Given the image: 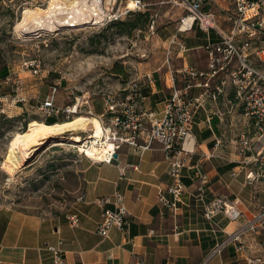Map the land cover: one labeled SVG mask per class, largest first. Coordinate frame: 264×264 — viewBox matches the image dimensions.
Wrapping results in <instances>:
<instances>
[{"label":"crops","instance_id":"obj_1","mask_svg":"<svg viewBox=\"0 0 264 264\" xmlns=\"http://www.w3.org/2000/svg\"><path fill=\"white\" fill-rule=\"evenodd\" d=\"M142 1L148 6L153 4L152 0ZM215 1V11L224 21L232 6L228 0ZM180 18L165 27L158 25L157 34L146 38L155 45L150 47L154 57L134 65L145 97L144 108L159 115L170 98L172 77L178 88L186 87L182 69L207 70L206 47L220 40L215 32L206 33L198 27L179 32ZM115 71L113 75L126 83L120 91L136 80L131 81L127 67ZM147 76H153L154 83L148 84ZM201 91L194 89L191 95ZM228 110L222 103L216 106L207 102L195 116L191 136L185 144L188 155L183 183L186 190L176 210L159 201L163 193L172 202L168 193L172 182L170 162L163 146L155 143L150 151L141 153L125 145L113 165L85 160V188L69 213L43 217L0 209V262L52 264V257L44 247L56 245L60 239L64 241L66 264H243L249 258H264V226L246 233L240 244L229 243L221 253L214 254L217 246L246 226L264 207V187L246 184L248 166L242 164L237 148L227 141V136L240 131ZM196 168L208 176L203 194L199 191L201 181L193 179ZM115 194L125 197L129 228L126 232L114 229L108 238H103L98 233L103 210L97 200ZM216 196L236 203L243 219L231 221L219 214L213 221L206 220L204 204ZM80 197L84 200L79 201ZM74 214L80 217L78 228H71L68 223V217ZM241 245L243 251L238 250Z\"/></svg>","mask_w":264,"mask_h":264},{"label":"built area","instance_id":"obj_2","mask_svg":"<svg viewBox=\"0 0 264 264\" xmlns=\"http://www.w3.org/2000/svg\"><path fill=\"white\" fill-rule=\"evenodd\" d=\"M121 1H125L126 5L117 14H110L105 22L120 21L123 17L142 12L148 7L142 0ZM228 1L232 8L224 21L215 11V0L162 1V4H169L181 11L179 32H190L198 27L206 33L215 32L220 40L206 47L207 70L201 71L193 67L182 69L186 87L178 88L176 79L172 77L171 95L161 115L144 108L145 97L141 91V80L138 78L119 93L105 94L103 113L95 115L102 126L101 137L79 133L82 142L76 143L69 135L68 145L72 150L94 164H115L118 161L116 155H119L125 145L143 153L150 151L155 143L161 144L170 162L169 175L172 182L168 193L172 196V202L163 193L159 196V201L174 210L182 203L186 190L183 183L188 155L185 144L191 136L195 116L205 108L207 102L216 106L222 103L229 109L228 113L232 118L243 121L236 146L242 164L248 166L246 184L264 187V0ZM157 31L158 17L152 15L147 27V36L154 37ZM151 55L149 46L138 54L141 60H148ZM169 62L170 53L167 63ZM26 67L31 68L35 75L39 74L40 65L37 62L26 64ZM145 79L148 84L154 83L153 76H147ZM16 84L22 92L23 82L18 80ZM61 86V82L55 83L40 103L39 111L44 116V121L64 119L70 122L82 116L87 107L90 108V102L81 105L79 98L60 105L58 95ZM194 89L202 91L192 96ZM24 101L25 98L19 99V102ZM4 109V100L0 98V115L5 113ZM193 179L201 181L199 191L203 194L208 176L196 168ZM83 200L84 197L79 198V201ZM97 204L103 210L102 221L98 227L101 237L108 238L114 229L128 231L129 214L123 195L101 197ZM110 206L112 208H109ZM219 214H224L231 221L243 219L238 205L230 203L222 196H216L204 204L206 220L213 221ZM68 223L71 228L80 227L79 215H70ZM263 226L264 207L258 216L247 221L246 226L217 246L214 254L221 253L229 243L240 244L246 233L256 232ZM63 245L64 241L60 239L56 245L44 247L52 257V264H66ZM243 248L241 245L238 250L243 251ZM243 264H264V258H249Z\"/></svg>","mask_w":264,"mask_h":264},{"label":"rangeland","instance_id":"obj_3","mask_svg":"<svg viewBox=\"0 0 264 264\" xmlns=\"http://www.w3.org/2000/svg\"><path fill=\"white\" fill-rule=\"evenodd\" d=\"M49 1L2 0L0 3V72L8 71L11 80L7 82L8 79L0 77V98L5 105V113L0 115V209L58 217L69 213L84 191L86 159L68 145L70 134H67L65 139L50 141L36 152L26 167L10 176L2 168L10 141L16 133L27 130L32 120L45 122L39 106L57 82L62 85L58 95L60 105L79 98L81 105L90 102V108L83 110L82 116L103 113L105 94L119 93L126 84L113 75L115 69L127 67L131 81L136 79L138 72L134 65L144 62L139 52L155 45L146 40L153 38L147 36V28L135 30L131 36L124 35L118 28L107 29L111 23L105 21L110 14H117L126 5L121 0H103L105 17L97 25L93 22L53 31L16 32V25L22 22L26 10L45 9ZM152 1L142 13L148 11L157 16L161 27L182 17L180 10L162 4L163 0ZM130 17L120 21L134 19ZM33 62L40 65L38 75L26 67ZM18 80L23 82L22 92L18 90ZM20 98L26 101L19 102ZM234 123L241 130L243 121L236 119ZM227 138L228 143L237 148L239 134ZM56 142L64 146H57Z\"/></svg>","mask_w":264,"mask_h":264},{"label":"bare ground","instance_id":"obj_4","mask_svg":"<svg viewBox=\"0 0 264 264\" xmlns=\"http://www.w3.org/2000/svg\"><path fill=\"white\" fill-rule=\"evenodd\" d=\"M102 2L103 0H50L45 9L26 10L22 22L16 25L15 30L18 33H33L78 27L93 22L97 25L105 17ZM79 133L101 137L102 126L95 116H80L73 121L53 125L32 120L27 130L16 133L10 141L2 168L13 176L33 160L36 152L54 139H65L64 135L70 134L72 141L82 142ZM56 143H59L57 146H64L60 144L62 142Z\"/></svg>","mask_w":264,"mask_h":264},{"label":"trees","instance_id":"obj_5","mask_svg":"<svg viewBox=\"0 0 264 264\" xmlns=\"http://www.w3.org/2000/svg\"><path fill=\"white\" fill-rule=\"evenodd\" d=\"M2 0H0L1 3ZM131 16V17H130ZM130 18H134V19H128L126 21H117V22H112L111 24L108 25L107 29L110 28H118L121 29V31L123 32L124 35L126 36H131L132 33L135 30H145V28L148 27L152 14L150 12H137L134 14H131ZM2 72V71H1ZM0 77L3 80H6L9 77V73L8 71H3V73L0 74ZM46 124L48 125H53L56 123H64V121H61V119H48L47 121H45Z\"/></svg>","mask_w":264,"mask_h":264},{"label":"water","instance_id":"obj_6","mask_svg":"<svg viewBox=\"0 0 264 264\" xmlns=\"http://www.w3.org/2000/svg\"><path fill=\"white\" fill-rule=\"evenodd\" d=\"M118 157V155H116V158Z\"/></svg>","mask_w":264,"mask_h":264}]
</instances>
